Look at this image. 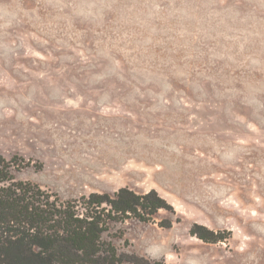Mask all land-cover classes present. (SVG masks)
Segmentation results:
<instances>
[{"label": "rangeland", "instance_id": "374dc122", "mask_svg": "<svg viewBox=\"0 0 264 264\" xmlns=\"http://www.w3.org/2000/svg\"><path fill=\"white\" fill-rule=\"evenodd\" d=\"M0 153L64 199L157 190L121 251L264 264V0H0Z\"/></svg>", "mask_w": 264, "mask_h": 264}, {"label": "trees", "instance_id": "16d2710c", "mask_svg": "<svg viewBox=\"0 0 264 264\" xmlns=\"http://www.w3.org/2000/svg\"><path fill=\"white\" fill-rule=\"evenodd\" d=\"M23 165V157L0 153V264H163L121 251L110 238L117 222L129 217L151 221L159 210L173 209L157 190L137 193L121 187L113 194L64 199L19 179L14 169ZM161 223L172 225L169 219ZM191 233L209 242L227 237L201 224Z\"/></svg>", "mask_w": 264, "mask_h": 264}]
</instances>
